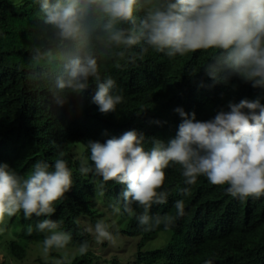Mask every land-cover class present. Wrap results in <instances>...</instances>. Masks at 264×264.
<instances>
[{"label":"clouds","instance_id":"9594fccd","mask_svg":"<svg viewBox=\"0 0 264 264\" xmlns=\"http://www.w3.org/2000/svg\"><path fill=\"white\" fill-rule=\"evenodd\" d=\"M39 6L41 22L51 30L49 43L56 48H71L73 55L57 65L53 48L34 49L31 64L58 71L54 85L49 87L53 104L63 107L72 98L82 97L95 84L92 103L101 114L115 113L123 95L111 76L102 78L101 69L109 59H137L133 49L144 45L169 58L197 51H211L204 66L206 74L220 82V73L236 75L253 88L264 90V0H34ZM228 112L220 111L208 121H197L195 113L175 112L181 118L174 138L167 142L151 138L145 148L143 133L129 130L120 137L104 143L89 141L90 161L77 156L81 174L92 173L102 178L100 194L105 185L115 182L124 186L122 205L117 202L96 206L95 225L82 219L83 227L91 232L96 244H115L121 236L132 237L134 258L161 249L170 242L174 221L185 214V201L174 202L176 216L151 215L154 205L167 203L169 195L163 190L166 169L181 173L186 185H195L203 176L213 186H227L225 193L246 200L264 196V104L260 98L242 99L228 104ZM159 123V122H157ZM80 151V150H79ZM51 169V170H50ZM73 172L63 158L50 165L37 161L27 176L19 175L7 164L0 163V233L17 213L23 218L46 217L26 234H43L42 250L50 256L53 250L72 245V235L64 231L61 222L51 217L54 205L65 198L73 186ZM183 195L190 194L185 187ZM143 211L137 213L132 205ZM121 214L135 217L143 231L161 230L144 235H125L126 221ZM112 215L113 226L105 223ZM7 218H9L7 220ZM125 221V222H124ZM84 222H87L84 225ZM88 225L92 227H87ZM166 233L163 238L161 235ZM94 234V235H93ZM160 235V236H159ZM92 239V241H93ZM91 241V244H92ZM156 244V245H155ZM88 241L75 248L79 256L87 255ZM52 264H71L67 254L51 258ZM204 264H213L206 259Z\"/></svg>","mask_w":264,"mask_h":264},{"label":"trees","instance_id":"16d2710c","mask_svg":"<svg viewBox=\"0 0 264 264\" xmlns=\"http://www.w3.org/2000/svg\"><path fill=\"white\" fill-rule=\"evenodd\" d=\"M50 36L51 30L41 22L34 0H0V163L27 176L37 161L52 165L63 158L73 172V186L54 205L56 211L48 218L61 222L62 229L71 233L72 247L83 241L90 244L87 255L76 253L69 258L71 264H118L115 260L100 261L91 250V232L81 220L88 218L93 225L97 222L94 196L100 197L109 210L117 202L122 205L124 186L109 182L101 195L102 178L80 173L77 156L91 164L86 144L104 143L135 130L145 135L147 149L153 137L165 142L174 138L181 123L176 108L194 112L197 121H208L220 111L228 112L229 102L259 97L264 104V90L253 88L227 71L220 73L226 80L214 82L204 70L214 54L211 51L169 58L151 49L141 53L145 46L138 45L133 49L137 57L134 63L117 57L102 66V78H114L117 87L113 91L124 98L115 113L101 114L92 103L94 82L82 97L58 107L48 91L58 71L30 63L34 49L53 48L57 65L60 57L67 59L74 54L71 48L64 50L49 43ZM166 177L163 190L169 193L167 203L154 205L150 214L176 216L174 202L181 199L185 201V214L175 219L169 231L170 242L154 252L138 253L137 264H204L206 259L213 264H264V196L232 198L225 193L227 186H213L203 176L189 186L181 173H170L169 168ZM185 187L190 189L187 196L180 191ZM132 207L137 213L143 211L135 204ZM121 215L126 228L120 234L149 235L163 228L146 232L135 217ZM45 218L25 220L22 212L11 217L1 245L3 253L12 261L22 262L30 245L43 240V234L35 231L28 236L26 226L34 227ZM50 256L62 257L55 251ZM51 258L37 262L52 264Z\"/></svg>","mask_w":264,"mask_h":264},{"label":"rangeland","instance_id":"374dc122","mask_svg":"<svg viewBox=\"0 0 264 264\" xmlns=\"http://www.w3.org/2000/svg\"><path fill=\"white\" fill-rule=\"evenodd\" d=\"M96 206L102 205L100 203V200L97 198L95 199ZM105 218V223H108L112 226L111 229L115 230V227L113 226L114 218L112 215H108ZM9 218H7L8 220ZM87 222H84V225H86ZM87 227H92L88 225ZM94 235V234H93ZM160 236V235H159ZM163 238L167 236L166 233H163L161 235ZM5 234L0 233V264H38V260L41 262H47L50 260L51 256H45L42 250V244L40 240L34 241L32 245H30L29 250L27 251V255L24 258L22 262H15L12 261L8 256H6L3 253V248L1 245L4 243ZM132 237H126L121 236L117 239L115 244H110L108 242H105L103 244H96L95 240L93 239L91 244V250L99 256L101 259L100 261H110L115 260L118 264H134L135 258L133 255L134 252V242H132ZM156 245V244H155ZM57 253H59L61 256H64L67 254L68 258L73 257L76 252L75 248L72 246H69L66 249L62 250H53ZM53 258V257H52Z\"/></svg>","mask_w":264,"mask_h":264}]
</instances>
